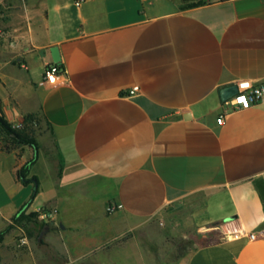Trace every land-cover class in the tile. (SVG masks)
Listing matches in <instances>:
<instances>
[{
	"label": "crops",
	"instance_id": "0c3cea01",
	"mask_svg": "<svg viewBox=\"0 0 264 264\" xmlns=\"http://www.w3.org/2000/svg\"><path fill=\"white\" fill-rule=\"evenodd\" d=\"M262 80L264 0L0 2V116L39 119L35 147L0 130V264H98L199 204L215 238L160 264H264V104L218 123L223 89Z\"/></svg>",
	"mask_w": 264,
	"mask_h": 264
},
{
	"label": "rangeland",
	"instance_id": "374dc122",
	"mask_svg": "<svg viewBox=\"0 0 264 264\" xmlns=\"http://www.w3.org/2000/svg\"><path fill=\"white\" fill-rule=\"evenodd\" d=\"M31 221L35 225L39 221L46 223L39 217ZM212 226L201 204L193 209L175 206L164 215L137 224L133 230L115 232L111 238H105L98 251V264H160L174 261L181 254L213 240L215 236L204 234Z\"/></svg>",
	"mask_w": 264,
	"mask_h": 264
},
{
	"label": "built area",
	"instance_id": "2783aa9c",
	"mask_svg": "<svg viewBox=\"0 0 264 264\" xmlns=\"http://www.w3.org/2000/svg\"><path fill=\"white\" fill-rule=\"evenodd\" d=\"M4 0H0L2 2ZM85 0H73L76 7H81ZM63 74V71L59 70L56 65H49L45 70V82L55 84L57 78ZM246 85V86H245ZM238 93L231 99L224 101L222 104V111L218 118V123L220 126H225L228 117L232 112L237 110H246L253 107L260 106L264 104V80L262 81H240L237 84ZM139 89L136 87L131 91V94H135ZM13 129L20 130L25 127L24 122H18L12 124ZM115 207H109L108 212H116ZM38 217L43 222H51L55 219L56 211H49L46 209H40L37 211ZM241 233H236L235 236H240ZM251 240H256L257 235H249ZM21 243L26 245L27 239L22 238Z\"/></svg>",
	"mask_w": 264,
	"mask_h": 264
},
{
	"label": "trees",
	"instance_id": "16d2710c",
	"mask_svg": "<svg viewBox=\"0 0 264 264\" xmlns=\"http://www.w3.org/2000/svg\"><path fill=\"white\" fill-rule=\"evenodd\" d=\"M59 70L62 69L61 65H56ZM39 119L36 116H30L25 120V127L20 130L13 129L12 125L7 123L3 117L0 116V130L5 132L6 135L12 140L13 143L18 144H25L30 147H35V140L33 137L34 127L38 126ZM28 170V167H25L23 169V173H26ZM38 217V214H31L29 216H22L19 220V224L23 223L24 221H31V219H36ZM8 230L0 233V243L3 241L4 236ZM186 253L181 254L180 257L184 256Z\"/></svg>",
	"mask_w": 264,
	"mask_h": 264
},
{
	"label": "water",
	"instance_id": "95a60500",
	"mask_svg": "<svg viewBox=\"0 0 264 264\" xmlns=\"http://www.w3.org/2000/svg\"><path fill=\"white\" fill-rule=\"evenodd\" d=\"M53 62L55 64H60L61 57L59 55L58 49H53ZM238 93V87L237 86H231L223 89L221 91V98L223 101H227L237 95Z\"/></svg>",
	"mask_w": 264,
	"mask_h": 264
},
{
	"label": "snow or ice",
	"instance_id": "6c2138e0",
	"mask_svg": "<svg viewBox=\"0 0 264 264\" xmlns=\"http://www.w3.org/2000/svg\"><path fill=\"white\" fill-rule=\"evenodd\" d=\"M246 86V85H245Z\"/></svg>",
	"mask_w": 264,
	"mask_h": 264
}]
</instances>
